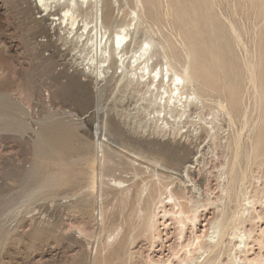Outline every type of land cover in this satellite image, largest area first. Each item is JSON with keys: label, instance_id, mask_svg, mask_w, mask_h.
I'll return each instance as SVG.
<instances>
[{"label": "rangeland", "instance_id": "obj_1", "mask_svg": "<svg viewBox=\"0 0 264 264\" xmlns=\"http://www.w3.org/2000/svg\"><path fill=\"white\" fill-rule=\"evenodd\" d=\"M109 1L102 6L103 19L107 25L114 27L117 24H127L135 17L132 22L142 24L138 23L140 27L136 31L139 34L136 32L132 47H135L133 43L139 45V41L146 37L164 42L168 46L166 50L169 55L172 50L181 48L180 43L182 45L186 39L185 29L187 33L191 29L190 34L194 36L192 38L198 41L199 36H210V33L203 31V28H208L205 24L207 18L211 16L216 23L220 19L217 27L228 31L230 45V51L225 50L223 54L231 58V66L235 67L236 63L240 65V71L237 69L241 79L240 104L245 106L241 104V107L239 104V113L235 111L231 118L218 107L204 111V114L207 111L208 114L215 112L213 115H205L209 119L217 113L218 133L216 132V139L213 138L215 141L207 135L206 125L198 119L194 122L199 124L188 123L177 138L169 132L166 135L155 133L148 119L153 116L152 113L149 114L152 109L132 87H126L125 80L120 82L119 72L114 75L110 71L104 76V73L98 72V75L96 71H91L90 58L95 50L90 52L91 48L85 45L86 32L79 38L75 28L69 29L70 25L65 26L66 23L57 24L50 19L53 15L36 5L34 0H0V103H4L0 104V264H177L184 257L181 254L185 252L179 244L188 240L190 242L195 234L211 231L213 222L222 216L220 211L223 210V205H227V208L231 206L228 210L234 214L238 210L237 203L230 204L223 198L220 188L223 182L219 179V175L224 173L223 177L227 180L231 159L237 150L242 155L237 158L236 173L239 180L235 187L238 190L246 189L251 195L258 194L261 203L257 204V209L264 217V153L260 156L252 147L257 138L264 135V116L262 117L256 92L251 86L253 84L248 81L251 73L246 69V64L256 61L254 57L259 55L257 52L262 51L264 54V0H152L153 6L144 0L143 3L139 0ZM182 7L187 13L185 29L181 26L184 21L179 17ZM87 9L86 6L83 7L80 18L88 16L90 19V13L95 14L90 7L92 11L88 12ZM207 10L210 12L208 17ZM149 11H152L151 16ZM194 12L201 16L204 13L199 24ZM234 25L240 36L238 32L235 34L231 31V26ZM260 35L262 37L259 39ZM171 44L172 50L168 49ZM201 47L204 48L198 43L197 48L202 50ZM261 78L260 82L264 80ZM255 101L258 105H255ZM254 122L259 123V127L257 124V130L253 134L256 139H250L248 134L251 132L248 133V130L251 131L255 126ZM98 124L100 131L102 130L99 142H103L104 150L96 142L97 137L92 136ZM45 127L48 128V134L40 139L39 135ZM75 137L80 138L74 139ZM46 142H49V148ZM71 143L73 144L70 145ZM177 143L180 147L187 145L189 151L182 150L183 152L178 153L181 159L179 162H182L173 164L175 167H183L187 158L200 161L194 162L190 176L186 179H191L199 187L200 192H192V195L200 197L206 205L201 208L197 220L187 224L183 238L174 219L163 218L162 211L159 212L157 223L160 237L153 239L148 235L147 238L138 212L145 205L138 203L134 195L146 182L149 186H154V166L149 162L143 163L151 171L148 169V174L142 173L134 177L129 160L133 157L127 152L131 150L130 153H133L134 150L136 154L139 152L145 155L146 151L148 158L165 160L162 151L168 148L177 150ZM95 144H98V149ZM54 147L62 151L58 149L60 152L56 150L54 153ZM97 154L100 160L96 158ZM51 156H54L53 159ZM101 158L104 160L101 161ZM100 170L104 174L101 177L103 185L100 184ZM93 176L101 186L97 191L91 189ZM114 178L124 179L125 185L130 186L128 200ZM165 181L170 182L171 179L167 178ZM41 182H46L47 185L44 184L41 188ZM211 200L214 204L208 205L207 201ZM224 201L226 204H222ZM101 207L103 219L100 216ZM168 208L171 210V206ZM263 217H255L245 225L247 230L252 231L247 256L251 259L260 256L261 264H264ZM124 234L126 237H121ZM230 236L228 234L225 239H230L232 245L230 242L225 243L229 246L225 245L220 254L223 263L229 261L233 244L237 243ZM130 238L132 241L136 239L133 244L125 245ZM124 247L126 248L123 249ZM177 249H181V252H177ZM242 257L244 258L243 254ZM115 258L118 260H114ZM119 259L122 260L119 262Z\"/></svg>", "mask_w": 264, "mask_h": 264}, {"label": "bare ground", "instance_id": "obj_2", "mask_svg": "<svg viewBox=\"0 0 264 264\" xmlns=\"http://www.w3.org/2000/svg\"><path fill=\"white\" fill-rule=\"evenodd\" d=\"M34 1H35L36 5H38L39 7H42L43 10H46L50 14H52L53 16L50 19H52L53 21H56L57 24L62 25L63 23L64 24L66 23L65 26L70 25L69 29L75 28V30H76L75 32L79 38L84 35V32H86L87 37L85 38V40H87V42L85 43V45H88V47L91 48L90 52L92 51V49L95 50L94 55L90 58L89 67H90L91 71L94 70V72L96 71L97 74H98V72L104 73V76L105 75L107 76V73L110 71L114 75H116L119 72L118 76L121 78L120 82L125 80L126 87H130V88L132 87L134 89V92L139 93L142 96V99L148 103V107H150L152 109L151 110L152 112H150L149 114L152 113L153 116H151L150 118L148 117V119L150 121V123L149 122L148 123L150 124L153 132L159 133V134L161 133L162 135H166L169 132L170 134L173 133L172 136L177 138L178 137L177 135L183 131V128L186 127V125L188 123L190 124V122H194L198 119L199 121L203 122L204 125H206L205 130L207 131V135L212 137V139H213L216 136V134L218 133L217 132L218 127L216 125V118H217L216 114L217 113L215 114V116H213L209 119L208 116L210 114H212L213 112L208 114V111H207V114L206 113L204 114V111L206 109L211 110V109H214V107H218L222 111L226 112V114L230 118L232 117V115L235 111H237V112L239 111V109H240L239 104H240V100H241L240 99L241 98L240 97V92H241L240 80L241 79L239 78V75H240L239 71L240 70L238 69V67L240 65L238 64L239 65L238 66L236 63L235 67H234V65L231 66V64H229L231 61V58H229L223 54V52L225 50L227 52L230 51V45L228 43V38H229L228 31H226L223 28L220 29L217 27V24L220 23V19H219L218 23L214 22V20L210 16V12L208 10H207V17L210 16V18H207V21H205V24L208 25V28H206V29H204L203 27H201V28H203V31L210 33V36L209 37L208 36H202V37L199 36L200 38L198 39V41H195L193 39L194 36H192L190 34L191 29H190V32H188V33H187V29H185L186 28L185 27V25H186L185 24V22H186L185 15L187 13L185 14V12H186V11L184 12L185 8L182 7L183 9H182V11H180L179 17H180V20L184 21V23L181 26H182V28H184L186 30L185 31L186 32L185 33L186 39L183 40L182 45L180 43L181 48L177 51L172 50V44H171L170 45L171 48H168V49L172 50V51L170 50L171 55H169L170 53L168 54V52L166 50L167 49L166 47H168V46H165L164 42L162 43L160 41H155V40L150 39V38L146 39V37L143 40L139 41V45H136L135 43H133L135 45V47H132V42H133V39L135 37V34L138 33L136 30H137V28L140 27V24H142L140 22H138L140 24H138L137 22L133 23L132 21L135 20V17L130 22H128L127 24H122V25L117 24L114 27L113 26L110 27L109 25H107V23L103 19L104 16H103V12H102V9H103L102 6H103L104 2H106V3L110 2L109 0H34ZM139 1L141 3H143V0H139ZM144 2L151 4L152 0H144ZM200 2H201V0H200ZM190 4H192V3H190ZM210 4H212V3H210ZM151 5L153 6V4H151ZM84 6H86V8H88L87 9L88 12H90L91 9L95 11L94 15L92 14V12L90 13L92 15V17L90 19L87 18L88 16L86 18L83 17L84 19L79 17L81 15V10L83 9ZM89 7L91 9H89ZM202 7H204V6H202ZM190 8L192 10V6ZM57 10H59V11L57 13H54ZM153 10H154V8H153ZM256 10H257V8H256ZM263 10H261V11H263ZM151 12L149 13V16H151ZM194 13H196V12H194ZM153 14H155V11ZM201 14L204 15V13H201ZM194 15L197 17L196 22H198V24H199V20L204 18V17H202L203 15L202 16L200 15V13H196ZM107 17L110 18L108 15H107ZM154 17L159 19L156 16H154ZM179 17H178V20H179ZM188 18H189V16H188ZM152 19H153V17H152ZM231 23H233V22H231ZM193 24H194V22H193ZM198 24L196 23L197 26H198ZM197 26H196V28H197ZM194 28H195V25H194ZM199 30H200V28H199ZM199 30H198V32H199ZM236 30L237 29H235V25L231 26V31L233 33L236 34L238 32ZM80 31H81V34L79 33ZM216 32L218 33L217 36H216ZM238 33L240 36V32H238ZM261 34H262V31H261ZM262 35H264V34H262ZM232 36H234V35H232ZM261 37L262 36L260 35L259 39ZM259 39H258V43H260ZM237 42H238V39H237ZM198 43H199V45L200 44L203 45L204 48L201 47L202 50L201 49L199 50V48H197ZM221 43H224V45L223 44L221 45ZM166 44H168V43H166ZM259 45H261V44H259ZM259 45H258V47H259ZM263 47L261 50H263ZM177 48H179V47H177ZM257 49L259 50V48H257ZM158 54L160 57L158 56ZM256 54H259V55H256L257 57H254L255 55L253 56L256 61L249 62L248 64H246V69L249 70L251 73V79L250 80L248 79V81H250L253 84L251 86H253V88L256 92V99H258V101H259L258 103H259L260 110H262V112H263L262 113L263 114L262 117H263L264 116V82H263L264 77L262 75H264L263 74L264 73L263 72V70H264V54L262 51H260V53L257 52ZM155 57H156V59H155ZM244 71H246V70L244 69ZM244 74H245V72H244ZM247 75L248 74H246V76ZM260 77H262L261 78L263 80L262 82L259 81ZM245 86H246V84H245ZM248 88H249V86H248ZM254 90H253V92H254ZM244 94H245V92H244ZM145 101H144V103H145ZM255 103H256L255 105H258L256 101H255ZM2 104H4V103H2ZM241 104H240V106H241ZM242 105H244V104H242ZM4 106H6V105H4ZM4 106H3V108H4ZM241 107H243V106H241ZM142 109H144V108H142ZM257 109H259V108H257ZM241 111L242 110H240V112ZM194 115H196V117H194ZM205 115H208V116L206 117ZM260 115H261V113H260ZM260 115L257 117H260ZM240 120H242V119H240ZM263 122H262V124L264 126ZM196 123L194 122V123H192V125L196 124ZM197 124H199V123H197ZM246 124L250 125L249 123H247V121H246ZM257 124L259 127V123H257ZM257 124L255 123V126H253L251 128V131L248 130L249 131L248 133L251 132L250 134H248L250 139H252V138L256 139V137H253V134H255V131L257 130V126H256ZM192 125H190V126H192ZM260 125H261V123H260ZM99 126L100 125L98 124L95 127V130L93 131V135H92L94 137H97L96 142H99L100 138H102L99 136V134H101V131H102V130L100 131ZM243 126H244V124H243ZM197 128L198 127H196V129ZM201 129H202V127H201ZM75 130H74V132H75ZM198 130H199V128H198ZM198 130L196 132H198ZM186 131L188 132V130H186ZM47 132H48V128L45 127L43 129V131L40 133L39 138L41 139V137L48 134ZM55 133H56V131H55ZM74 134L75 133H73V135ZM260 134H262V133H260ZM75 135L77 136V131H76ZM103 135H104V131H103ZM80 137H78V138H80ZM235 137H237V136H235ZM249 137H248V140H249ZM76 138L77 137H75L74 139H76ZM215 139H216V137H215ZM73 141H75V140H73ZM241 141L242 140H240V142ZM249 141H251V140H249ZM43 142L45 144V140ZM140 142H141V140H140ZM140 142H139V144H140ZM238 142H239V140H238ZM48 143H47V148H49ZM72 144L73 143H71L70 145H72ZM98 144L102 150L103 145H104L103 142L100 141ZM98 144H95L96 149H98V147H99ZM147 144H146V147H147ZM172 144H175V142H172ZM184 144H182V145H184ZM241 144H242V142H241ZM251 144H250V146H251ZM105 146H106V144H105ZM159 146H160V144H159ZM166 146H168V145H166ZM180 146L178 144V149L175 151L166 147L170 150L166 149V150L162 151L163 152L162 154L165 157V160H158L156 158H150V157L148 158V155H146L148 153L146 151H145V155H142L139 152H137L138 154H136V153H134V150H133V153H130L131 150H130V152L125 151L131 157H133L132 159H134V160H132V159H129L130 157L128 158L129 160H131L130 163L132 164V166L131 165L130 166L134 170V173L132 172L134 177H138L142 173L148 174V169H150V171H151V168H149L148 165L144 166L143 163L148 164V162H149L150 164H152L154 166V168L152 170V177L155 180L154 181L155 183H153L154 186L151 187L148 185V182H146V183L142 184V186L139 189H137V191L134 195L135 199L138 203H144V205H145V207L141 208L138 212H139V217H140L141 222H142L141 226L143 229V233L146 235L147 238H148V235L151 236V238H153V239H155L156 236L160 237V234H159L160 227L158 226L157 223L159 222L158 216H159V212H161V211H162L163 218H167V220H168L169 217H172V219H174L175 223L179 226L178 232L181 235V237L183 238V236H184L183 234L185 232L187 224L189 222L194 223L199 216L201 208L206 205L205 203H203L201 201L200 197H196V196L192 195V192L198 193L199 187L195 183H193L191 179H189V180L186 179V178H189V176H190L189 172L192 169V165H194V162H196V161L200 162L199 159L192 161L191 159L186 157L187 159L185 158L186 161H185L183 167L178 168V167L174 166L175 163L177 164V163L182 162V161L179 162L181 159L179 158L178 153L183 152V151H189L187 145H184L182 147H180ZM139 147H141V146H139ZM175 147L176 146H174L173 148H175ZM252 147L255 149V151L259 155L264 153V135L259 136L257 138V140L252 144ZM118 148H120V147H118ZM236 148H237V146H236ZM244 148H246V147H244ZM46 149H45V151H46ZM54 149H55V147H54ZM58 149H55L53 152L55 153L56 150H57V152L62 151L60 149H59L60 151H58ZM71 149L72 148H70V150ZM157 149H158V146H157ZM43 150H44V148H43ZM66 150H67V148H66ZM40 151H41V148L39 149V152ZM48 151H49V149H48ZM158 152H160V151H158ZM192 152H194V151H192ZM54 153H53V155H54ZM245 153H246V151H245ZM50 155H51V153H50ZM50 155H49V157H50ZM102 155H104V154H102ZM239 155H242V154L241 153L239 154V151L237 150L231 159V163H230V166L228 169L229 175L226 176L227 180H225V177H223L224 173H221L219 175V179H222V182H223V184H221V187H220L221 191H222L223 198H226L225 201L227 200L226 202H228V203H230V202L237 203V206H239L238 210H235L236 213L234 214L228 210L229 207L227 208L226 207L227 205H223L224 208L222 211H220L222 216H221V218H217L219 221L215 220L213 222V224L211 225V228H210L211 231H208V232L203 231L202 234H199V235L195 234V236L192 237V240H190V242H188L189 241L188 240L186 243L182 242L181 244H179V245H181L180 247L184 248V250H185V252L183 253L185 255L181 254L182 257L183 256L184 257L183 258H180L181 256L179 257L181 259V260L179 259L180 264H261L262 260H260V258H261L260 256H259V258L256 257L254 259H251L247 256L248 245H249L248 240L252 237V231L247 230L245 225H246V223L254 220L255 217H256V219L257 218L262 219L263 214L261 215L260 211H258V209H257V204L260 202V200L258 199V194L257 195L256 194L251 195L250 191H247L246 189L245 190H242V189L238 190L235 187V185L237 184V181L239 180V175L236 173V170H238V169H236V166H237V161H238L237 158ZM44 156H45V153H44ZM54 156H51V158ZM186 156H188V155H186ZM262 156H264V155L262 154ZM98 157H99V155L96 158L98 160H100L99 159L100 157L99 158ZM158 157L159 156H157V158ZM41 158H44V157L41 156ZM70 158H68V159H70ZM192 158H194V157H192ZM249 158H251V157H249ZM256 158H258V157H256ZM161 159H163V158H161ZM45 160H49V159H45ZM102 160H104V159L101 158V161ZM53 162H55V161H53ZM110 162H111V160H110ZM103 163H102V165H104ZM181 165H183V164H180V166ZM101 167H103V166H101ZM108 169L110 170V167ZM111 169H113V168H111ZM91 171H93V170H91ZM103 171L107 172L108 170H103ZM98 174H97V177H98ZM102 175H104V174H102V171H101L100 172V178L102 177ZM53 177H55V175ZM243 177H242V180L244 179ZM77 178L79 179V177H77ZM77 178H75V181L77 180ZM153 178H151V179H153ZM167 178H170L171 181L170 182L165 181V179L167 180ZM93 179H94V181L92 183L91 189L97 191V189H99V187H101V186L98 185V182H97L98 179L96 180V177L94 178V176H93ZM51 180H52V177H51ZM54 181L56 182L55 185H57L58 184L57 183L58 178H57V181H56V179H54ZM42 182L40 184H42ZM48 182H49V180H48ZM114 182L117 185H119L120 188H122V193H124V195H126L125 198H126V200H128V197H129L128 194L130 191V189H129L130 186L125 185L126 180L114 178ZM61 183L63 184L62 180H61ZM44 184H46V182ZM44 184L41 185V188H43ZM100 184L103 185L102 178L100 179ZM59 186H61V185H59ZM51 187H52V185H51ZM39 188H40V186H39ZM125 192H126V194H125ZM257 193H259V190ZM222 195H221V197H222ZM220 200H221V198H220ZM225 201L222 202V204L225 203ZM120 202L123 203L122 200H120ZM262 203H264V201ZM207 204L208 205L212 204V200L209 202L207 201ZM169 206H171V210H169V208L167 209V207H169ZM230 208H231V206H230ZM159 209H161V210L159 211ZM131 213H133V212L131 211ZM136 213H137V211H136ZM131 215H133V214H131ZM100 216H102V219H103V208L102 207H101V215ZM129 222H130V218H129ZM164 225H165V223H164ZM228 234H229V236L231 235L230 236L231 240L232 241L235 240V242H237V243L234 242L235 243V244H233L234 247L232 246L233 248H232L231 254H229V261L226 263L225 262L223 263L222 259H221L222 255H220L223 251L222 249L224 248L225 245L228 244L227 242H230L231 245L233 243V242L229 241L230 239L229 240L227 239V241H226L225 238H226V236H228ZM140 235H141V233H140ZM121 237H126V235L125 234L123 236L121 235ZM123 240H122V242H123ZM133 241L130 238V240H127V243H125V245L133 244ZM225 243H227V244H225ZM228 246L229 245H227V247ZM125 248L126 247H124L123 249H125ZM179 250H181V249H179ZM179 250L177 249V252H179ZM192 250H195L197 252L194 253V252H192ZM119 252H120V250H119ZM120 253H122V251ZM224 253L225 252H223V254ZM242 254H243L244 258L242 257ZM115 255L116 254H114V256ZM116 256H118V255H116ZM119 256H120V254H119ZM117 258H115L114 260H116ZM218 258H220L221 260L219 259V261H218ZM177 259H178V257H177ZM263 259H264V257H263ZM121 260L122 259H119V262ZM179 263H177V264H179ZM162 264H164V263H162Z\"/></svg>", "mask_w": 264, "mask_h": 264}]
</instances>
